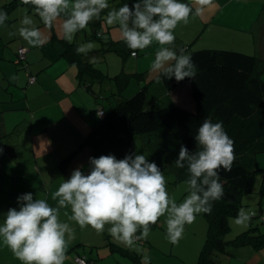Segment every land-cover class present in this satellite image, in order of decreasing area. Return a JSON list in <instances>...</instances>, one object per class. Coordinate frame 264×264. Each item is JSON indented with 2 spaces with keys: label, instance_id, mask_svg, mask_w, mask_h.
Returning a JSON list of instances; mask_svg holds the SVG:
<instances>
[{
  "label": "clouds",
  "instance_id": "obj_1",
  "mask_svg": "<svg viewBox=\"0 0 264 264\" xmlns=\"http://www.w3.org/2000/svg\"><path fill=\"white\" fill-rule=\"evenodd\" d=\"M22 3L31 4L48 29L59 18L66 17L60 27L62 38L68 43L110 8L108 0H22ZM211 3L212 0H192L191 4L180 0H133L131 4L108 10L104 20L119 27L133 56L153 43L159 45L150 65L153 73H161L169 80L175 78L177 82L185 78L194 80L196 65L192 57L183 50L178 55L167 46L174 43V30L181 22L187 24L190 16H202ZM7 19V13L0 12V25ZM20 25L18 33L30 46L40 47L45 43L43 32L34 26L31 16L25 15ZM94 47L93 42L82 43L76 53L87 56ZM89 62L95 64L96 58ZM97 115L102 117L103 112L98 111ZM194 140L196 150L190 151L181 144L175 160L176 167H186L189 173L185 181L188 194L182 202L177 203L169 196L161 168L138 151L123 159L111 154L90 157L88 174L81 168L73 170L70 178L64 179L51 193L55 207L47 199H34L30 192L17 198L19 208H10L0 224L3 245L21 264H64L73 229L60 220V210L69 207L68 219L82 229L91 226L97 233H103L107 225L113 241L128 247L135 240L147 238L150 226L164 216L167 239L178 243L185 225L193 223L197 214L211 212L212 202L223 197L220 172H231L235 160L234 141L222 122L204 119ZM249 218V213L241 208L235 223L242 225Z\"/></svg>",
  "mask_w": 264,
  "mask_h": 264
},
{
  "label": "crops",
  "instance_id": "obj_2",
  "mask_svg": "<svg viewBox=\"0 0 264 264\" xmlns=\"http://www.w3.org/2000/svg\"><path fill=\"white\" fill-rule=\"evenodd\" d=\"M108 2L110 8L102 12L99 19L94 18L88 24L91 27L90 32L87 26L76 33L75 39L78 37L79 43L82 37L86 42L89 38L94 39L98 33L101 34L99 37L102 39L111 26H117L108 25L104 17L108 10L114 7L118 9L121 5L113 0ZM180 2L191 4L192 0H180ZM226 9L231 12L239 9L243 11L238 15L234 12L232 17L235 21H232L228 20L230 14L225 15L227 12L223 14ZM14 10L12 16L9 15L5 23L0 25V150H2L0 151V224L3 223L5 214L10 208H19L17 198L20 195L30 192L34 199H47L49 204L55 207L56 202L51 199V193L58 189L60 183L70 178L72 171L77 168H81L85 174L89 173L92 149L84 141L101 120L97 115L98 110L105 109L106 102L113 105L118 99L116 96H111V93H123L119 84L114 87L112 85L116 81L108 70L111 66L103 65L105 67L103 68L96 64L107 61L111 56L105 50H100L101 48H95L93 51L98 53L95 57V66L102 67L100 69L106 75V80L103 83L94 81L96 93L80 81L79 64L71 60L67 54H62L66 44L62 38L60 24L66 17L62 16L52 28L48 29L35 14L31 4L25 5L22 0H17L12 11ZM222 14L225 17H221ZM25 15L31 16L34 26L43 32L45 43L42 46L32 47L20 37L18 29ZM95 19H101L98 26L93 24ZM176 28L182 30L177 34L178 38L175 37L178 44L194 41L197 47H202L197 49L228 47L258 55L263 59L260 74L264 79V0H212L202 16H190L187 24L181 22ZM10 33L16 34L10 35ZM111 38L114 39L112 33ZM199 39H202V42L197 43ZM117 40L122 39L117 38ZM75 43L79 45L76 41ZM20 47L28 49L26 53L28 64L21 63L17 59ZM189 47L193 49L191 45ZM119 48L116 56L125 67L129 59L136 63V70L132 74L139 76L140 83L148 85L157 83L154 78L146 75L144 68H141L144 58L140 59L139 55L128 56V53H125L128 50L125 43ZM93 55L83 56L90 60ZM13 76L16 79H10ZM31 76L36 77L34 83L29 81ZM159 76L161 77V73ZM84 78L93 79L90 76ZM105 82L107 85L104 84ZM180 88L190 89L191 97L187 102L178 96L183 94ZM170 93L171 97L174 95L172 98L178 104L193 105L191 85L188 81L183 82ZM156 102L158 100L151 99V103ZM143 138L147 140L145 143L154 155L156 150V157L160 161L175 169V165L170 163V157L159 146L156 137L143 136ZM263 188L264 183L260 189L262 196H264ZM70 215V207L60 210V220L68 223L73 229L71 239L66 246L64 264H79L76 261L77 256L98 259L96 264H137L130 257L124 258L126 256L121 254L120 257L118 251L110 250L107 242L113 239L107 232V225L103 233H97L91 226L82 229L77 223L68 219ZM137 235H140L139 231ZM128 249H132V246ZM254 250L260 255L259 263L264 264V246L254 247ZM141 259L149 262L143 256ZM242 263L253 264L249 257L242 259ZM0 264H21L10 249L3 245L2 239H0Z\"/></svg>",
  "mask_w": 264,
  "mask_h": 264
},
{
  "label": "trees",
  "instance_id": "obj_3",
  "mask_svg": "<svg viewBox=\"0 0 264 264\" xmlns=\"http://www.w3.org/2000/svg\"><path fill=\"white\" fill-rule=\"evenodd\" d=\"M113 1L121 6L133 2ZM13 2L17 0L3 5L0 12H5ZM100 22L101 19H95L93 24L98 26ZM115 43L111 42L110 47L118 51L119 47L114 45ZM121 43L124 45L123 39L118 41V44ZM65 44L66 48L62 54H67L79 64L80 81L96 93L94 81L103 83L106 75L83 54L76 53V43H68L65 40ZM178 49V55L183 50L184 54L192 57L196 65L194 80L185 78L177 82L175 78L169 80L161 74L159 86L153 89L144 84L137 93L128 98H125L122 92H112L111 96L118 99L110 109L98 110L102 109L104 114L98 126L84 142L91 146L92 157L111 154L117 159H123L126 155L136 152L133 144L136 134L156 137L159 146L170 157V163L175 165L181 144L186 145L190 151L196 150L194 136L204 119H210L213 123L222 122L228 136L234 141L235 160L231 172H220L224 195L220 200L212 202L211 212L206 213L210 223L198 262L221 264L220 252L231 254L229 241L225 240V233L230 229L227 217L231 213H238L241 197L244 193L255 191L257 177L264 174V164L258 160L259 155L264 153V79L260 74L263 59L256 54L228 47L190 49L180 45ZM132 51L128 48L125 53L133 56ZM138 55L140 53L137 50L134 57ZM25 62L28 64L27 56ZM84 76L93 79L86 80ZM125 76L128 78L129 74H121L118 80ZM185 81L191 85L192 106L178 104L170 95L172 90ZM151 99L158 102L151 103ZM174 171L178 179H188L186 167L175 166ZM233 241L238 246L252 245L258 248L264 246V233L260 232L259 225L252 222L250 227ZM107 245L111 251H118L121 255L135 260L137 264H152L143 261L140 253L124 248L111 239ZM84 257L86 264H96L98 260Z\"/></svg>",
  "mask_w": 264,
  "mask_h": 264
},
{
  "label": "rangeland",
  "instance_id": "obj_4",
  "mask_svg": "<svg viewBox=\"0 0 264 264\" xmlns=\"http://www.w3.org/2000/svg\"><path fill=\"white\" fill-rule=\"evenodd\" d=\"M12 0H5L0 2V10L3 8V5L6 4V2H10ZM14 2L11 3L6 9L5 12L7 13V16L9 15L12 16V14L15 12L12 11L14 7ZM119 6V5H117ZM230 7V6H229ZM228 7V8H229ZM115 8V7H114ZM227 8V9H228ZM227 9L223 12L226 13L225 15H229L228 20L235 21V18L232 16L238 15L240 12L243 10H235L234 12ZM12 11V12H11ZM107 14V12H106ZM221 17H225L223 15ZM230 24V23H227ZM232 26V25H229ZM89 27V32L91 31V27ZM106 29V26L104 27V30ZM182 32L180 29H175L174 30V35L175 37L178 38L177 34ZM111 33L112 37L111 38ZM92 35V33H90ZM96 37V38H95ZM94 39L89 38L86 42L81 38V41L79 43L78 37L74 40L78 44L82 43H88V42H93L95 44V47L92 51H90L88 54L91 55L94 54L93 56L96 57L98 53L93 52L95 51V48H101L100 50H105L107 53L111 54L110 58H107V61L105 62H98L96 64L101 65L103 68H105L103 65H109L111 66L110 72L111 76L115 79V83H113V87L116 84H119L120 87L122 88L123 91V96L125 98L133 96L135 93H137L144 83H140L139 81L141 80L140 78L134 76L132 73L136 70V63L129 59L126 61V67L125 64H122L121 61L119 60L118 56H116L118 53L116 50H114L112 47H110V43L116 42L114 45H118L117 47H122L123 45L118 44V40L122 39L120 29L117 26H111V28L106 31V36H104L102 39H100L99 36H95ZM105 37L108 38L107 41ZM117 37V38H116ZM177 39H175L174 43L172 45H168L167 47H170L174 51H178V46L183 45L189 47V44L193 49L197 48H202V47H197V45L191 42L188 43H177ZM202 42V39H199L197 43ZM109 46V47H108ZM108 47V48H107ZM159 45L156 43H153L152 46L148 47L147 49L143 51H139L140 55L138 56L140 59L144 58L143 65L141 68H144L146 71V75L150 78H154L155 82H157L155 85H149L151 86V89L154 87L158 86L160 82V76L159 73H153L150 70V65L152 61L155 58V52L157 51ZM204 47V45H203ZM112 50L113 52H111ZM144 51H146L144 53ZM117 53V54H116ZM130 55V54H129ZM131 56V55H130ZM122 59V58H121ZM124 63V61H123ZM124 65V66H123ZM100 66V68H102ZM124 68V70H123ZM128 73L129 77L125 76L123 79L120 81L118 80L120 78L121 74ZM158 81H157V78ZM118 80V81H117ZM107 85V82L104 83ZM141 84V85H140ZM180 91H182L181 99L184 101H188L189 97H191L190 94V89L186 88L185 90L180 88ZM105 92V91H103ZM107 95V93H105ZM103 96V95H102ZM114 97V96H113ZM123 97V98H124ZM174 97V95H172ZM110 103L106 102L105 103V109L108 110L110 109L113 105H109ZM104 109V111H105ZM100 120V118L98 117ZM147 140L143 138L141 135H135L134 136V148L138 153L143 154L148 158L150 162L154 161L162 170L165 180H166V188L169 193V196L177 201V203L182 202L184 197L188 194V186L185 183L187 179H178L177 174L174 171L173 167L171 165L165 164L163 161H160L156 155H154L147 147L146 143ZM259 162L261 164H264V153L260 154L258 157ZM261 175L260 177H257L256 181V189L253 192H247L243 195V198L241 197V201L239 204V209L244 208L248 213H249V220L244 223V224H236L235 223V218L237 217L238 213H231L228 215L227 220L228 223H230V229H228L225 233V240L229 241L228 246L229 250L231 251V254H227L225 251L220 252V260L221 264H229L231 262L232 264H243L242 259L244 258H250L253 264H260V255L254 250L255 246L251 245H235L234 239H236L240 234H242L245 230H247L251 223L253 222L255 225H259L260 227V232L264 233V196H262L260 189L262 184L264 183V174H259ZM264 191V188H263ZM249 197V198H248ZM165 219L166 217L162 216L156 224H153L150 226V231L149 235L147 238L143 239L144 242H142V239L135 240V242L132 244V249H130L133 252H137L142 254L144 252L143 258L145 260H148L152 264H198L199 262V257L200 254L203 250L204 244L206 242L207 238V233L209 229V217L206 213H200L196 215V218L193 223L189 225H185L184 232L182 234L181 239L179 240L178 243L173 244L167 239L166 235V224H165ZM122 245V244H121ZM126 246V245H124ZM123 246V247H124ZM128 248V247H124ZM120 257V252L118 254ZM127 258V257H124ZM130 260V259H129ZM131 261V260H130ZM144 261V260H143ZM146 262V261H145Z\"/></svg>",
  "mask_w": 264,
  "mask_h": 264
},
{
  "label": "built area",
  "instance_id": "obj_5",
  "mask_svg": "<svg viewBox=\"0 0 264 264\" xmlns=\"http://www.w3.org/2000/svg\"><path fill=\"white\" fill-rule=\"evenodd\" d=\"M27 48L26 47H20L19 50H18V60L20 62H23L24 64H26L25 60H26V53H27ZM36 80V77L35 76H31L30 77V83H34ZM100 111L103 112L104 114V111L101 109ZM76 261L79 263V264H86V258L84 256H77L76 258Z\"/></svg>",
  "mask_w": 264,
  "mask_h": 264
}]
</instances>
